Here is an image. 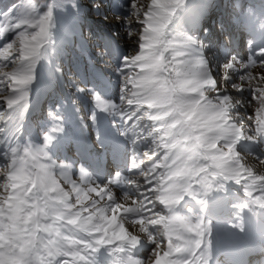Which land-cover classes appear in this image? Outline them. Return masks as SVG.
<instances>
[{
    "label": "snow or ice",
    "instance_id": "6c2138e0",
    "mask_svg": "<svg viewBox=\"0 0 264 264\" xmlns=\"http://www.w3.org/2000/svg\"><path fill=\"white\" fill-rule=\"evenodd\" d=\"M130 6L123 19L134 49L113 66L122 104L89 94L99 112L130 123L121 136L135 129L132 142L147 150L132 157V176L117 172L100 184L83 167L74 179L71 165L49 155L59 126L41 145L10 146L0 156V264H95L100 249L111 254L105 264H264V156L248 147L264 145V47L246 62L227 58L218 77L203 43L175 29L186 0ZM53 27L51 6L40 13L31 0L0 12L6 109L29 103L36 66L55 44ZM90 119L97 123V112ZM229 183L242 185L250 203L230 204L239 212L233 218L205 215L208 197L226 194ZM114 185L129 190L117 194ZM186 198L198 209L180 210Z\"/></svg>",
    "mask_w": 264,
    "mask_h": 264
},
{
    "label": "rangeland",
    "instance_id": "374dc122",
    "mask_svg": "<svg viewBox=\"0 0 264 264\" xmlns=\"http://www.w3.org/2000/svg\"><path fill=\"white\" fill-rule=\"evenodd\" d=\"M3 1L5 4L0 3V12L7 11L12 5L25 3V0H17L14 4L6 5L7 0ZM31 2L40 13L46 12L51 6L53 18L54 10H58L56 20L60 24L54 19L52 31L55 44L48 59L36 66V79L30 86L27 106L8 110L0 104V110L5 112L4 118L0 120V156L10 146L43 144L44 134L59 126L62 130L53 133L54 139L48 146L49 155L57 162L71 165L76 172L74 179H78V170L84 163L81 149L86 141L91 144L92 153L100 164L97 166L108 171L100 177L94 171H97L95 164H87L89 168L86 170L96 183L104 184L115 177L116 173L109 170L114 159L106 162V158L114 154L117 146L125 148L124 166H121L120 173L125 177L132 176L133 173L129 171L132 157L141 156L148 145L144 142H132L137 134L135 129L128 132L127 136H121L120 132L130 127V123H125L115 113L99 112L89 94L90 91H95L105 100L118 106L122 104V77L113 66L119 67L123 57L134 49L127 36L128 25L123 19L131 15L130 0H55L57 4L53 0ZM174 25L177 31L187 32L197 42L203 43L202 55L219 77L221 66L227 58L236 57L239 61L246 62L250 55L264 47L255 44L253 33L251 34L253 30L249 27H264V0H212V3L211 0H186V6L179 12V19L174 21ZM257 29L264 31L263 28ZM234 37L240 41V54L233 44ZM5 42L6 39L0 37V46ZM101 52L104 54L101 55ZM79 88L85 89V92H79ZM249 95L245 91L243 97L247 98ZM72 105L76 109L70 112L68 108ZM94 111L98 115L97 123L90 119ZM253 114L250 111L247 115ZM104 119L106 122L103 124ZM103 137L106 141L101 140ZM246 143L241 141L237 146L238 150L244 151ZM248 147L257 155H261L259 150H264V145ZM234 184L227 185L226 194L222 191L225 206L217 215L233 218L239 212L230 208V204L250 203L242 185L236 184L239 189L229 187ZM114 188L117 194L121 189L129 190L127 185L123 188L114 185ZM215 198L216 192L208 197V208L204 213L208 217L212 214L211 205ZM180 207L183 211L186 207L198 209L199 206L191 198H186ZM256 210L259 209L255 208ZM245 214L247 216V212ZM150 247L147 242L143 245L145 251ZM110 256L109 252L100 249L94 256V262L105 264Z\"/></svg>",
    "mask_w": 264,
    "mask_h": 264
},
{
    "label": "bare ground",
    "instance_id": "6f19581e",
    "mask_svg": "<svg viewBox=\"0 0 264 264\" xmlns=\"http://www.w3.org/2000/svg\"><path fill=\"white\" fill-rule=\"evenodd\" d=\"M252 33L254 34V36H255V39L257 40L256 42L257 43H260L259 42V40H260V38H262L263 37V34H264V31L262 32L260 29H253V31H252ZM128 38V37H127ZM233 42H234V44H236L237 45V50L239 51V53H240V46L238 47V41L235 39V40H233ZM116 83V82H115ZM254 150V149H253ZM260 154H261V156H264V150H259L258 151ZM100 165V164H99ZM261 171V170H260ZM235 185V184H234ZM213 209H212V211L214 212V213H218V212H220V210L222 209V206H221V203H220V201L218 200V199H215L214 200V202H213ZM257 213H259L260 211H256ZM246 215V214H245ZM213 219H215V217H213ZM102 251V250H101Z\"/></svg>",
    "mask_w": 264,
    "mask_h": 264
},
{
    "label": "trees",
    "instance_id": "16d2710c",
    "mask_svg": "<svg viewBox=\"0 0 264 264\" xmlns=\"http://www.w3.org/2000/svg\"><path fill=\"white\" fill-rule=\"evenodd\" d=\"M16 1L17 0H7L6 5H8L9 3L14 4ZM31 1L38 3V2H47L49 0H31ZM0 3L5 4L3 0H0Z\"/></svg>",
    "mask_w": 264,
    "mask_h": 264
}]
</instances>
